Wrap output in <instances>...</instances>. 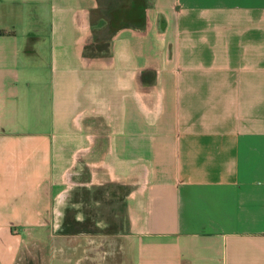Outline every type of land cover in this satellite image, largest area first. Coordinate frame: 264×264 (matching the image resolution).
<instances>
[{"label": "crops", "instance_id": "1", "mask_svg": "<svg viewBox=\"0 0 264 264\" xmlns=\"http://www.w3.org/2000/svg\"><path fill=\"white\" fill-rule=\"evenodd\" d=\"M0 264H264V0H0Z\"/></svg>", "mask_w": 264, "mask_h": 264}, {"label": "trees", "instance_id": "2", "mask_svg": "<svg viewBox=\"0 0 264 264\" xmlns=\"http://www.w3.org/2000/svg\"><path fill=\"white\" fill-rule=\"evenodd\" d=\"M105 10L102 3H100L99 14L107 19L106 26L101 33H94L92 36V42L84 47V55L91 57L108 56L110 53L109 45L113 36V32H110V17L105 15ZM104 15V16H103Z\"/></svg>", "mask_w": 264, "mask_h": 264}, {"label": "rangeland", "instance_id": "3", "mask_svg": "<svg viewBox=\"0 0 264 264\" xmlns=\"http://www.w3.org/2000/svg\"><path fill=\"white\" fill-rule=\"evenodd\" d=\"M102 20H100L99 22H101ZM76 196H78V197H80V199L79 200H83L84 198H85V196H86V194L85 193H76ZM86 207H88L89 209L92 207L91 205H89V206H87L86 205ZM84 208H85V206H84ZM117 215H118V217H120V215H119V213L117 212Z\"/></svg>", "mask_w": 264, "mask_h": 264}]
</instances>
